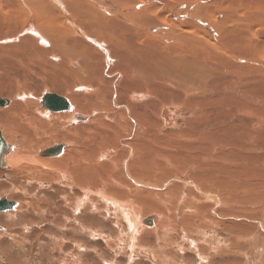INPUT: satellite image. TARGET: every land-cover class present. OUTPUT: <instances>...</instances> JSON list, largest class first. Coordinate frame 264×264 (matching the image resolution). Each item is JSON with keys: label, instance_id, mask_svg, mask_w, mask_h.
<instances>
[{"label": "bare ground", "instance_id": "bare-ground-1", "mask_svg": "<svg viewBox=\"0 0 264 264\" xmlns=\"http://www.w3.org/2000/svg\"><path fill=\"white\" fill-rule=\"evenodd\" d=\"M2 42H17L6 44L14 49L35 47L39 52L30 51L36 57L40 51L48 52L50 70L63 83L49 79L45 90L64 89L69 108H48L43 96L54 92H46L39 97L44 108L40 113L81 124L63 130L65 138L50 145H60L59 152L43 154L48 147L42 137L32 138L25 126L35 125V121L17 119L21 109L16 98L27 96L23 92L16 97L17 86L10 98L0 96V110L7 117V129L21 134L23 147L18 149L11 139L15 135L9 139L0 128L10 145L0 168L20 174L27 169L36 183L49 186L55 182L83 191L81 199L68 193L66 203L86 212L111 213L106 217L120 230L128 229L125 233L132 247L142 230L154 233L164 246L173 243L178 226L169 230L164 223L156 225L157 212L143 216L141 211H148L149 205L152 211L163 212L167 201L174 203L170 211L175 206L188 210L195 204L199 209L208 205L204 201L236 202L237 187L257 191L261 181L254 169L242 171L232 153L238 142L247 157L264 156V0H0ZM181 106L191 116L186 128L164 135V114ZM177 143L186 148L177 151ZM213 152L222 155L220 161ZM195 159L200 160L201 174L209 166V180L194 184L193 178L189 187L175 191L174 184L165 183L168 171L181 162L194 166ZM213 162L221 167L216 173L210 172ZM260 176H264V167ZM93 184L103 187L97 195L91 189ZM184 197L189 199L182 203ZM99 199L106 203L100 204ZM216 204H211L213 211ZM219 213L225 212L215 211ZM186 216L180 220L182 227L188 223ZM187 217H191L190 227L184 228L188 232L184 237L194 243L189 233L200 231L202 237L196 239L205 248L197 246L196 251L202 261L210 249L206 237L212 229L206 227L204 216ZM146 218L152 222L147 224ZM212 219L216 220L210 216L214 222ZM88 227L84 224L82 229ZM88 229L99 233L94 227ZM165 260L163 264H167Z\"/></svg>", "mask_w": 264, "mask_h": 264}, {"label": "rangeland", "instance_id": "rangeland-1", "mask_svg": "<svg viewBox=\"0 0 264 264\" xmlns=\"http://www.w3.org/2000/svg\"><path fill=\"white\" fill-rule=\"evenodd\" d=\"M11 43L15 44L17 42ZM11 43H0V96H4L3 98H10L11 90L13 89L15 91L17 86H19L18 92H14L16 97L18 94H22L23 92L26 93L27 96L24 98H16V101L19 103L18 106L21 109L16 115L17 119L24 120L23 123L30 121V124L35 121V125H25L26 129H28L32 138L36 135L41 136L42 142L49 148L50 145L55 144L61 140L62 137L65 138V136H63V130L72 129L70 127L77 126L78 123L81 124V122H69L65 118H55L56 115L48 116L47 114L40 113V110L44 108L41 107L39 103V97L44 93L54 92L55 94L57 93L62 97L68 98L64 95V91L62 92L64 89L60 87H58V89L56 88V91L45 90V84L50 82L49 79L61 83L63 82L60 77H56L50 70L49 64L51 61L47 56L48 52L46 50L40 51V55L36 57L32 51L39 52V50H36L35 47L31 49L29 46V48H21L23 50L19 48V50L18 48L14 49L6 45ZM40 47H42V45ZM47 47L48 46H45V48ZM31 55H33V57ZM28 58L32 60V62ZM34 59H37V62ZM40 61L42 65H39ZM49 88H51L50 84ZM11 97L14 98L13 94ZM172 110L173 113H166L164 114L165 116H163V120L166 124L163 130L164 135H172L182 129L184 130L188 120L191 118L185 106H181L179 109L172 108ZM28 115L30 119L26 118ZM38 119H41V121H38ZM37 121L38 123H36ZM6 123L7 117L0 110L1 130L9 139L11 136L15 135L16 137L14 136L11 138L14 140L13 144L18 149H22L23 141L21 134L18 131L14 132L7 129ZM32 126H34L35 129H32ZM60 130L61 132L59 133ZM70 134L74 135L77 140L79 139V136H76L74 131H71ZM180 144L181 143L176 144V148H178L177 151L186 148L185 146H180ZM235 145L238 146V149L233 150L235 153H232V159L242 171L254 169L257 174V176L255 175L257 180L260 179L261 181V183L257 182V191L255 188L253 191L256 192L254 193H252V191L249 192L247 189L246 192H244L241 190L242 188L237 187V191L234 194L235 199H239L231 204L228 201L225 203L223 202V205L221 204L222 200H213V204L215 202L217 203L214 211L211 209L212 203L202 199L201 202L204 201L202 203H208V205L202 204L198 209V205L195 204L193 208L191 207L188 210H183L181 207L175 206L172 211L169 209H171L174 203L167 201L168 203H164L166 213L160 210L152 211L151 205H149L148 211H141L143 216H148V214L157 212L158 218L155 220L156 225H158V223H164L165 227L169 230H172L171 228L174 224V227H179L175 229L176 232H174L173 235V243L165 246L162 245V242H159L154 233H149L148 231L143 232L142 230L139 234V241L137 240L136 242L137 245L132 247V243L130 245L129 242L131 239H128L126 235L128 229L124 231L120 230L121 227H119L118 224L113 223L110 218L106 217L111 213L105 216L104 211L98 212V214L97 211H92L93 214L91 211H83L82 207L76 209L74 206L69 205L72 204L70 201H68L69 204L66 203L67 201H65L66 199H64V197L67 196L68 193H75L74 197L81 199L84 195L83 191L78 189L72 190L64 184L60 185L55 182L50 183L49 186L39 182L36 183L34 178L27 175V169H24L22 174H20L14 173L11 169L0 168V198H7V200L13 202L11 206H14L13 209L10 208L0 211V225L3 226V229H0V264H163L165 259L169 261V263L168 261L166 262L167 264H264V231L262 230V227L264 228V176L258 178L261 169L264 167V156L247 157L245 147L239 145L238 142H236ZM34 151L35 149L31 152ZM213 154L215 160L220 161L222 155L215 154L214 152ZM196 157L201 159L202 155L198 154ZM193 161L195 163L194 166H186L181 162L178 168L174 167V169L168 171L170 176L165 180V183L168 182L171 186L174 184L175 191L182 187H189V183H192L190 181L193 178L196 179L194 184L209 180L206 179V175L209 173V166H205L201 174V171L198 170L200 160L195 159ZM217 170H221V167L213 162L210 172L216 173ZM39 181L43 182L42 180ZM152 184L157 183H150V185ZM150 185L142 186V189L146 191ZM154 186L158 187L159 184ZM91 189H95V195H97L99 191H102L103 187H95L93 184ZM184 191L187 192V190ZM259 191L261 192L258 193ZM161 192L163 194L165 193L162 190ZM225 194L227 196V193ZM107 196H112L116 200L124 199L116 195L114 196L113 194H107ZM166 197L169 199V194H166ZM188 199V197H184L182 203H185ZM99 201L100 204L106 203L105 199H99ZM192 203L194 204V199H192ZM18 204H20V207H18ZM193 204H191V206ZM220 209L225 213L216 215L217 213L215 214V211L219 212ZM169 212H171L170 216L168 215ZM14 214L16 216H14ZM181 214L183 216L187 214V216L190 214L204 216V221H207L206 224L208 225H206V227L212 229L211 234L207 233L208 237H206V245L209 246L210 249L205 252L206 258L202 261L199 259L200 253L196 251L197 246L199 249L205 248V246L200 245L202 242L196 239V236L200 235V237H202V235L199 233V230L193 229V233L189 234L194 240V243H190L189 240L184 237L185 234H188V232H184V228L190 227L189 221L191 217L186 216V221H188V223L182 227L180 220L183 216ZM210 216L216 218L218 221L212 219L214 222H211ZM37 220L40 221L37 222ZM68 220L71 224L68 223ZM121 221L123 220L121 219ZM216 222L218 224H216ZM54 224L56 225L54 226ZM84 224H87V226L91 228L94 227L99 233H92L90 231L91 229H88L89 227L82 229ZM120 225L126 228L125 222H121ZM195 225L197 226L198 223ZM207 228H205V230ZM157 230L160 231L158 228ZM253 233L259 234H256L257 238ZM253 236L255 237L253 238ZM160 239H162V237H160ZM251 240H253L254 243H251ZM237 243H239V245ZM131 250H134L132 254ZM201 254L204 255V252H201Z\"/></svg>", "mask_w": 264, "mask_h": 264}, {"label": "water", "instance_id": "water-1", "mask_svg": "<svg viewBox=\"0 0 264 264\" xmlns=\"http://www.w3.org/2000/svg\"><path fill=\"white\" fill-rule=\"evenodd\" d=\"M43 100L45 105L50 108V109H55V110H59V109H66L69 108V104L67 102V100L58 95V94H54V93H49V94H45L43 96ZM10 145L8 143H6V141L4 140L2 133L0 131V167H4V163L2 162L3 160V156L5 155V153H7V151L9 150ZM60 145H55L52 148H48L46 150L43 151V154H53V153H57L60 151ZM13 204L12 201L7 200L5 197L0 198V211L2 210H7L10 209L11 205ZM145 222L151 223L152 219L151 218H146Z\"/></svg>", "mask_w": 264, "mask_h": 264}]
</instances>
